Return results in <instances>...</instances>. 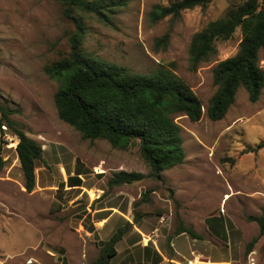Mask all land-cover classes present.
<instances>
[{
    "label": "rangeland",
    "instance_id": "rangeland-1",
    "mask_svg": "<svg viewBox=\"0 0 264 264\" xmlns=\"http://www.w3.org/2000/svg\"><path fill=\"white\" fill-rule=\"evenodd\" d=\"M171 1L127 0L111 23L85 20L81 49L134 72L169 68L192 88L205 110L216 90L213 69L237 52L241 32L237 28L228 40L217 41L215 53L196 67L189 62L191 39L245 0H212L205 9L184 10L176 19L152 23V8ZM73 31L57 0H0V107L42 148L35 187L27 192L15 152L17 138L0 114V264H64L66 256L70 264H90L104 243L98 246L99 238H109L110 229L139 222L151 226L144 231L153 230L152 238L166 245L180 223L199 236L195 241L177 238L181 258L164 264H187L192 253L205 262L264 264V235L246 252L258 236L257 224L247 217L264 210V145L257 148L264 142V85L254 103L240 87L219 121L209 120L205 111L197 122L177 116L184 162L156 179L149 175L136 142L118 149L105 140H84L58 118V84L44 73V66L68 53ZM168 31V45L158 48L156 39ZM259 58L264 69L263 52ZM120 171L144 178L108 187ZM76 178L78 183H73ZM72 184L78 186L70 188ZM104 208H113L106 215L122 213L123 224L114 216L99 237L87 234L93 211Z\"/></svg>",
    "mask_w": 264,
    "mask_h": 264
},
{
    "label": "trees",
    "instance_id": "trees-1",
    "mask_svg": "<svg viewBox=\"0 0 264 264\" xmlns=\"http://www.w3.org/2000/svg\"><path fill=\"white\" fill-rule=\"evenodd\" d=\"M62 16L69 20L74 31L69 38L68 53L44 66V73L58 84L54 105L58 118L76 130L84 140H105L110 146L126 149L137 143L139 154L158 179L160 173L184 162L181 128L175 122L179 115L190 121L201 119L203 111L211 121H219L234 103L237 90L243 87L248 100H258L264 85V69L259 53L264 54V0H245L229 8L225 15L209 22L197 32L189 45V62L196 67L215 53V43L231 38L237 28L241 40L237 52L213 69L216 90L208 100L206 109L192 88L171 69L163 66L145 73L90 57L81 49L85 20L96 19L108 24L115 11L126 6L127 0H57ZM212 0H174L167 6H154L149 13L152 23L169 17L176 19L184 10L205 9ZM169 31L156 39L158 48H165ZM0 114L17 138L15 152L24 179V188L32 192L35 187L36 163L42 161L40 144L28 137L9 120V111L0 107ZM264 145L260 143L257 148ZM0 166L3 162L0 159ZM142 173L120 171L113 174L107 186H121L140 181ZM71 179V178H70ZM77 180L73 183H78ZM77 184H72L74 186ZM78 186V185H77ZM258 226V236L246 247L250 252L257 239L264 235V210L258 217L248 216ZM131 224L118 228L105 241L98 256L90 264H109L116 255L115 245L130 229ZM185 233L199 238L190 227L181 223L175 235ZM168 239L166 251L172 260L174 252Z\"/></svg>",
    "mask_w": 264,
    "mask_h": 264
},
{
    "label": "crops",
    "instance_id": "crops-1",
    "mask_svg": "<svg viewBox=\"0 0 264 264\" xmlns=\"http://www.w3.org/2000/svg\"><path fill=\"white\" fill-rule=\"evenodd\" d=\"M70 188H75L77 185L74 186H69ZM109 209L113 208H104V209H99V210H94L92 214V218L89 221V223L86 224L87 226V234L91 235H98L99 237V232L106 227H108L110 223V219L112 217L117 216L118 222L122 223V218L120 212H111L109 215H106L105 212L108 211ZM116 211V210H115ZM102 221L103 223L99 225L98 223ZM98 224L99 226H95ZM125 226V225H123ZM122 226V227H123ZM121 228V227H119ZM151 228L149 226L146 228L143 224V222H139L137 225H133L128 231L125 233V235L122 237V239L115 245V250H116V255L110 260L109 264H164V260L168 259L167 251H166V244L164 240H156L153 239L152 237L154 236V231L153 230H148L145 232L144 230ZM118 229V228H117ZM117 229H110L108 232L109 235L108 237L114 233L115 230ZM189 237L195 241L196 238H192L188 236L185 233H181L178 235H174L171 240H170V247L172 248L174 252V256L178 257L179 259L181 258L179 253L177 252L176 245H175V240L180 237ZM107 239H102L99 238L98 241H96V244L99 246V244H102V242L107 241ZM147 238V240H146ZM102 246V245H100ZM101 247H99L100 249ZM194 254V260L195 258H198L199 256L202 255H197L196 253ZM53 255V254H52ZM53 257V256H52ZM95 259L91 260L93 262ZM169 260V259H168ZM188 260V261H192ZM203 260V259H202ZM207 260V259H206ZM172 261V260H170ZM66 262V263H65ZM65 262L64 264H70L69 263V256L65 257ZM90 262V263H91ZM177 262V261H175ZM227 264L228 261L226 260H215L211 261L208 259V261H201L200 264ZM62 264V263H60ZM176 264H184V263H176Z\"/></svg>",
    "mask_w": 264,
    "mask_h": 264
},
{
    "label": "bare ground",
    "instance_id": "bare-ground-1",
    "mask_svg": "<svg viewBox=\"0 0 264 264\" xmlns=\"http://www.w3.org/2000/svg\"><path fill=\"white\" fill-rule=\"evenodd\" d=\"M102 223H103L102 221L99 222L100 225H101ZM146 240H147V238H146ZM201 260H202V259L199 260V258H197V260H196V264H200V263H201ZM193 264H194V263H193Z\"/></svg>",
    "mask_w": 264,
    "mask_h": 264
},
{
    "label": "built area",
    "instance_id": "built-area-1",
    "mask_svg": "<svg viewBox=\"0 0 264 264\" xmlns=\"http://www.w3.org/2000/svg\"><path fill=\"white\" fill-rule=\"evenodd\" d=\"M196 260H197V258H195L194 260H192V261H187V264H196Z\"/></svg>",
    "mask_w": 264,
    "mask_h": 264
}]
</instances>
